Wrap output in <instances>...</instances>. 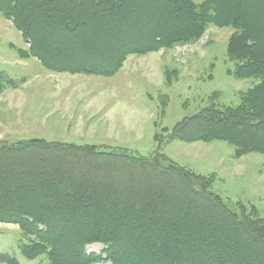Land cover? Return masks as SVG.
<instances>
[{
  "label": "trees",
  "instance_id": "obj_1",
  "mask_svg": "<svg viewBox=\"0 0 264 264\" xmlns=\"http://www.w3.org/2000/svg\"><path fill=\"white\" fill-rule=\"evenodd\" d=\"M0 14L47 69L103 76L129 54L197 39L210 24L233 27L232 74L259 82L237 107H208L178 135L264 154V0H0ZM6 83L0 74V93ZM0 223L18 225L23 255L47 264H264V220L231 210L164 157L125 149L0 142ZM183 240L190 248L177 247ZM95 242L101 254L87 253Z\"/></svg>",
  "mask_w": 264,
  "mask_h": 264
},
{
  "label": "rangeland",
  "instance_id": "obj_2",
  "mask_svg": "<svg viewBox=\"0 0 264 264\" xmlns=\"http://www.w3.org/2000/svg\"><path fill=\"white\" fill-rule=\"evenodd\" d=\"M151 10L148 14L159 12ZM236 34L231 26L210 24L197 39L127 55L108 76L55 72L31 55L21 31L0 14V74L12 84L6 83L0 93V142L42 140L162 156L201 178L206 190L231 210L264 220V154L239 151L226 140L187 141L178 135L183 123L200 117L208 107L220 113L237 107L259 82L232 74L228 46ZM102 180L97 184L106 181ZM145 183L152 186L150 180ZM26 237L18 225L0 223V255L9 258L0 264H47L44 255H23ZM85 247L95 254L104 248L97 242ZM177 247L190 244L183 240Z\"/></svg>",
  "mask_w": 264,
  "mask_h": 264
}]
</instances>
